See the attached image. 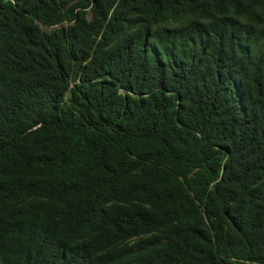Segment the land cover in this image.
Returning a JSON list of instances; mask_svg holds the SVG:
<instances>
[{
    "label": "trees",
    "instance_id": "obj_1",
    "mask_svg": "<svg viewBox=\"0 0 264 264\" xmlns=\"http://www.w3.org/2000/svg\"><path fill=\"white\" fill-rule=\"evenodd\" d=\"M0 264H264V0H0Z\"/></svg>",
    "mask_w": 264,
    "mask_h": 264
}]
</instances>
